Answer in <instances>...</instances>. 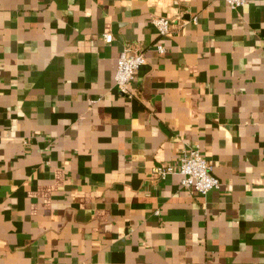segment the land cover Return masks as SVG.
Listing matches in <instances>:
<instances>
[{"label": "crops", "instance_id": "0c3cea01", "mask_svg": "<svg viewBox=\"0 0 264 264\" xmlns=\"http://www.w3.org/2000/svg\"><path fill=\"white\" fill-rule=\"evenodd\" d=\"M0 264H264V0H0Z\"/></svg>", "mask_w": 264, "mask_h": 264}, {"label": "built area", "instance_id": "2783aa9c", "mask_svg": "<svg viewBox=\"0 0 264 264\" xmlns=\"http://www.w3.org/2000/svg\"><path fill=\"white\" fill-rule=\"evenodd\" d=\"M232 9H239L246 5L248 0H224ZM197 21V17L193 18ZM153 23L161 36H168L173 32L174 19L160 16L153 20ZM105 41L111 43L113 35L105 34ZM157 50L165 51L162 44L157 45ZM147 62L145 54L135 48L125 47L120 53L115 73L116 86L121 92L131 95V85L138 70ZM153 173L162 178L168 175H181V186L189 191L207 195L210 191L221 186L220 179L213 172V165L202 153L200 147H188L183 149L179 161L175 164L158 166Z\"/></svg>", "mask_w": 264, "mask_h": 264}]
</instances>
